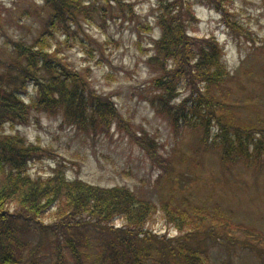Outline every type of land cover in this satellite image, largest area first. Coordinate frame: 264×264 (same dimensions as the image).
Instances as JSON below:
<instances>
[{
    "label": "trees",
    "instance_id": "16d2710c",
    "mask_svg": "<svg viewBox=\"0 0 264 264\" xmlns=\"http://www.w3.org/2000/svg\"><path fill=\"white\" fill-rule=\"evenodd\" d=\"M87 1L44 0L47 17L39 36L30 45L13 42L12 62L0 61V264L21 262L12 251V245H18L15 234L21 223H40L45 218L51 220L48 228L61 232L57 241L68 245L79 263H86L82 255L88 260L91 255L80 249L81 238L73 232L76 227L90 225L109 236L102 252L88 264H145L148 260L205 264L191 245L194 239L221 238L235 243L233 229L258 239L247 226H233L225 214L217 212L218 207L210 210L189 201L180 206L172 199L156 203L125 186L104 187L70 179L59 164L46 177L31 176L30 164L39 161L45 149L29 142L18 130L7 134L4 127L9 124L14 129L27 123L32 111L61 112L62 124L67 122L91 134L107 133L113 124L126 132L130 129L128 121L121 123L123 118L112 97L88 88L77 71L69 68L62 56V45L71 47L67 40L52 44L56 33L67 35L79 17L88 15ZM107 1L125 6L122 0ZM231 1L156 0L155 24L160 35L147 63L158 68L160 75L151 80L154 94L149 103L175 129H190L205 151L211 150L222 162L232 167L258 166L262 171L264 125L243 122L233 108L229 82L234 76L222 60L224 48L216 37L191 33L198 22L194 6L202 3L220 12L236 43L240 35L252 41L231 11ZM2 10L0 5V17ZM29 84L35 93L26 102L23 94H28ZM134 140L159 165L166 164L158 159L156 146L147 137L137 134ZM156 213L181 235L166 238L165 233L148 230L145 226Z\"/></svg>",
    "mask_w": 264,
    "mask_h": 264
},
{
    "label": "rangeland",
    "instance_id": "374dc122",
    "mask_svg": "<svg viewBox=\"0 0 264 264\" xmlns=\"http://www.w3.org/2000/svg\"><path fill=\"white\" fill-rule=\"evenodd\" d=\"M88 1V15L79 17L67 35L56 33L52 44L67 40L71 47L62 45V56L69 68L77 71L88 88L111 96L123 118L121 123L128 121L130 129L126 132L113 124L107 133L91 134L67 122L62 124L61 112L32 111L27 123L14 129L9 124L4 127L7 134L18 130L29 142L45 149L42 158L30 164L31 176L46 177L59 164L70 179L104 187L125 186L156 203L172 199L180 206L193 202L210 210L218 207L217 212L225 214L233 226H247L258 239L233 229L235 243L201 237L191 242L195 253L205 264H264V167L260 171L258 166L232 167L222 162L211 150L205 151L200 138L190 129H175L149 103L154 94L151 80L160 75L158 68L147 63L160 35L155 24L156 0H122L123 7L107 0ZM231 2V11L252 41L240 35L236 43L221 21L220 12L202 3L194 6L198 22L191 33L201 38L214 35L223 46L222 60L234 76L229 82V100L243 122L261 126L264 0ZM0 5V61L10 63L15 57L11 44H32L43 29L47 13L44 0H0ZM34 93L29 84L24 100L29 102ZM137 134L155 144L158 159L166 164L159 165L149 157L135 142ZM161 218L154 214L145 227L152 233H165L166 238L181 235ZM42 220L25 226L21 223L15 234L19 241L12 245V251L14 258L21 261L19 264H88L102 252L109 238L90 225L76 227L73 232L81 238L80 249L91 255L89 260L82 255L86 263H79L68 245L57 241L61 232L48 228L51 220Z\"/></svg>",
    "mask_w": 264,
    "mask_h": 264
}]
</instances>
